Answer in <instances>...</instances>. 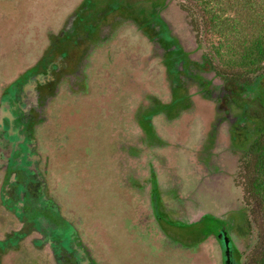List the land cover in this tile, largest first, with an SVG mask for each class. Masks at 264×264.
<instances>
[{
  "label": "rangeland",
  "instance_id": "obj_1",
  "mask_svg": "<svg viewBox=\"0 0 264 264\" xmlns=\"http://www.w3.org/2000/svg\"><path fill=\"white\" fill-rule=\"evenodd\" d=\"M169 27L195 63L210 62L222 74L241 78L264 71L258 49L264 42V0H0V97L9 86L21 85L30 70L43 82L53 80L43 102L32 97L40 111L31 119L37 125L34 153L47 184L45 198L76 227L96 264H224L217 239L223 222L238 264H255L264 251V175L258 177L261 192L246 201L243 148L230 145L229 122L207 153L206 140L218 133H206L207 128L217 126L221 113L213 120L210 94L196 91L204 82L193 85L187 76L189 87L180 84L175 91L179 105L192 97L195 108L189 113L180 112L172 122L159 114L152 119L162 139L139 131L138 113L153 116L150 107L170 97L164 68L178 80L175 59L183 52L165 54L152 43L159 42L157 31L165 48L177 44L167 35ZM84 32L93 38L89 44ZM199 72L221 84L215 71ZM12 102L20 112V104ZM237 114L234 109L231 115ZM31 121L16 125L28 129ZM244 128L237 133L256 130L248 122ZM18 137L30 143L31 134ZM26 151L18 142L7 175L0 165V264H45L29 251L27 238L18 247L1 241L11 232L23 235L18 215L34 226L33 218L48 216V210H26L20 184L10 188L13 173L20 177L18 169L30 167ZM154 173L162 198L151 193ZM10 193L20 210L4 201ZM52 226L45 222L43 229ZM210 230L217 237L209 238Z\"/></svg>",
  "mask_w": 264,
  "mask_h": 264
},
{
  "label": "flooded vegetation",
  "instance_id": "obj_2",
  "mask_svg": "<svg viewBox=\"0 0 264 264\" xmlns=\"http://www.w3.org/2000/svg\"><path fill=\"white\" fill-rule=\"evenodd\" d=\"M86 5H87V1L85 3V6ZM159 10L162 11L161 8ZM159 15L161 16L162 20H164V22L166 23V20L163 18L162 14L159 13ZM79 17L81 16L79 15ZM77 19L78 17L74 16L72 19L73 21L72 20L69 21L71 22L70 25H73L75 23V20ZM153 27H155V25L152 23V27L150 28L155 30V28ZM156 28H157L156 30H158L159 27L156 26ZM169 30L170 33L167 34L168 37L176 39L178 41V39L174 36L173 32H171L170 27ZM105 32L107 33L108 30ZM142 32H145V30ZM84 34L86 37L85 41H87L89 44L93 38L92 36H90V34H86L85 32ZM155 34L156 35L154 40H158L159 42L158 43L152 42L153 45L159 44V46L161 47V51L163 50L165 54H167L168 51L171 52L175 50H181L184 56H182L181 54L179 57L175 59L176 61L175 66L177 67L176 69L177 71L176 70L174 71L178 74V80H176V78H172V76L171 78L167 76L165 71L166 67L164 68L165 78L169 84L168 94L170 95V97L166 99L165 103L154 104L152 107H150L152 113H155L153 116L151 115L149 117H146L145 111H141V112L139 111L140 113H138L137 115L138 117L137 122L140 123L139 131L144 133L145 136L147 135V137L149 138L152 137L154 140H158L161 137L158 138V134L154 132V125L152 123V119L155 117V115L157 114L164 115V117L166 118V122H172L175 119L177 121L178 118L181 117L179 114L180 112L189 113L191 110L195 108V103L194 102L191 103L192 97L190 98L187 97L185 99V103H182L181 105H179L178 102H174V97L176 93L175 91L177 90L178 85L186 84V86L189 87V84L186 83L185 79L187 78V76H191L192 77L191 83H193V85H195L196 82H200V84L204 82V84H202L199 89H196V91L199 90L200 93L205 92L207 94H210V98L208 96V101L209 103H213V110L215 113L213 120L218 115V112L221 113V117L219 119V122H217V126L212 125V127L208 126L207 128L206 133L214 132L211 131L212 129L218 130L217 131L218 133L212 137L213 140L211 139L206 140L207 145L210 147V150L207 151V153L211 155L210 153L212 152L211 150L213 148L212 141H215V139L219 136V133L221 132L222 124H224V122H229L230 125L229 142L231 146L242 148L244 144L250 142L252 137L256 135L254 133L255 131L251 133H244L243 131H241L240 133L237 132H239V129H242V127L244 128L247 122L248 124L249 123L253 124L248 114H250V112L255 109L254 107L256 106H254V102L256 100L259 99L258 101L260 102L259 103L260 108L264 107V89L261 86L262 84L261 83L256 84L245 89L241 85L238 86L236 84L233 85L232 83H228L227 78L224 75L225 73L219 74V72L211 65L210 62H205V61L198 63L193 62L189 57V55L182 49L179 41L177 44H174L172 48H167V47L165 48V46L162 45L163 43H161V40L158 39L157 31H155ZM149 39L151 40V38ZM80 51H82V49H80ZM44 63L45 62H43V64ZM205 66H208V68H203ZM31 71L32 70L27 71L30 72L29 74L26 72L27 77L24 81L21 82V85L19 86L17 85L15 87L9 86L10 88H8L7 92L4 95H2V97H0V165L3 164L1 168L4 172V176L7 175L8 170L6 169V167L9 168L10 166V162L12 161V155L17 147L18 142L24 143V146L27 149L26 153L28 154L26 159L28 161L27 163L30 164V167L28 168L27 171H25L26 169L24 170V165L22 168L18 169L20 170L19 173L20 177H18V174L12 172L13 175L15 174L16 178L13 179L14 183L13 184L11 183L10 188L13 189L15 188V186H18L20 184L23 187V193H22L23 196H19V198L20 200L21 198L23 200L27 198L26 200L28 201L27 204L28 206L26 204H23L25 208L28 207L26 208V210L35 209L36 211L39 212H44L45 210H48L47 212L48 216L42 218L41 217L33 218L32 220L35 222V226H34V223H32L30 219L29 222H23L21 216L18 215L20 221L17 218L16 220L18 223L20 222L21 224L18 228L19 229L24 228L23 231H20L23 232V235L22 234L16 235V232H11V235L4 236L1 241L8 243L15 241L16 244L14 242L13 244H15L16 247H18V244L21 245V243L24 242V240H26L27 238L30 243L29 251H32L31 253H34L36 259L41 257V259L44 261L45 264H50V259L53 260L55 264H96L90 258V255L88 254L85 245L82 243L77 233L76 227L71 226L70 223L68 224L67 221L64 219L63 215L58 216L55 211L56 206L53 205L50 199L45 198L47 184L44 182V178L40 175L38 169L39 157L34 153L36 146L33 144V138H32V133H34V128L37 125H34V122L31 121V119H34L33 117L34 113L36 114V111L38 112L40 111L37 107H35L36 98L34 100L32 99V97H37V100L39 99L38 101L42 99V101L40 102H43V99L46 98L45 96H47L48 93L50 94V92L52 91L53 80L50 81V77H49L48 79H46V82H43L42 81L43 76L41 74L37 75L36 73L32 76ZM47 71L49 73V70ZM199 71L202 72L215 71L216 72L215 75L221 79L220 80L221 84L216 85L215 82L213 83L205 79L200 75ZM194 78L196 81L194 80ZM33 81L39 82L37 86H34L32 84ZM173 82H175V84ZM80 84H83V74L81 76L79 85L77 86L78 89L80 87ZM38 85L41 87H39ZM37 90L39 93H37ZM45 90L50 92L45 94L46 92ZM155 100L156 99L154 98L152 101L150 100V102H154ZM12 101L15 102L17 101L20 104V108H18L20 109V112L17 109H15V106L13 105ZM164 105H166V108L164 107L165 110H161L160 107L162 108ZM191 105H193V108H191ZM259 105H257L256 108H259ZM157 106L158 109H156ZM234 109L240 111V114L239 115L237 114L236 117H233L231 115L234 112ZM143 116L145 117L143 118ZM29 121L31 122L29 123L30 127L28 129L24 127L22 128V125L21 127L16 125V123L20 124ZM234 125L236 127H233ZM253 126L255 125L253 124ZM22 133L31 134L30 143H26L25 140H22L21 137L20 138L18 137L21 136ZM232 133H237V134L234 135ZM239 139L240 141H238ZM239 142L241 144L238 145ZM157 146L159 145L157 144ZM28 148L30 150L29 153H28ZM240 155L241 157L239 159L241 161V167H242V163H243L241 159L242 154L240 153ZM150 178H151L152 187L153 186L155 187L154 189L153 188L151 189V193L157 194V192H159L162 198V193L160 191L155 173ZM10 192H12V190H10ZM17 200L18 197H15L13 193H10V196H6L4 199L5 202H9V204L13 203L12 206L13 207L16 206V208L20 210L18 203L15 202ZM161 203H162V199H161ZM44 221L53 224L50 230L43 229V226L45 225ZM43 222L44 224H42ZM38 223L42 225L40 228H37L36 226ZM226 226L227 223L223 222L217 238L221 245L224 264H226V261H225V250L221 237L222 230H224L226 235L231 239L230 247L232 249L233 264H238V260L236 259L237 248L235 247L233 239L229 235ZM15 230L16 229L13 228V231ZM239 230L241 232V229L238 227L237 232H239ZM211 236L208 237L210 238ZM19 239L21 240V242L19 241ZM207 239H203V241ZM12 247L15 246L13 245Z\"/></svg>",
  "mask_w": 264,
  "mask_h": 264
},
{
  "label": "trees",
  "instance_id": "obj_3",
  "mask_svg": "<svg viewBox=\"0 0 264 264\" xmlns=\"http://www.w3.org/2000/svg\"><path fill=\"white\" fill-rule=\"evenodd\" d=\"M259 49V60L264 59V42L260 43L258 46ZM216 69V68H215ZM217 70V69H216ZM219 74H222L218 71ZM225 75V74H224ZM228 83H232L233 85L243 86L245 89L256 85L262 84L264 79V71H261L258 76L255 78H246V77H238L236 75H225ZM237 86V87H238ZM257 107V106H256ZM248 114L253 124L255 125V136L252 137L250 142L244 144L242 154V174H243V184L245 190V200L250 202L254 197V191L257 190L258 194L260 191V187L262 186L259 176L264 175V107L256 108ZM261 174V175H260ZM259 190V191H258ZM250 200V201H249ZM214 231L210 230V235H214ZM216 235V234H215ZM255 264H264V251L260 256L255 257Z\"/></svg>",
  "mask_w": 264,
  "mask_h": 264
},
{
  "label": "water",
  "instance_id": "obj_4",
  "mask_svg": "<svg viewBox=\"0 0 264 264\" xmlns=\"http://www.w3.org/2000/svg\"><path fill=\"white\" fill-rule=\"evenodd\" d=\"M221 237L223 241V246L225 250V261L226 264H233L232 249H231V239L226 235L224 230L221 231Z\"/></svg>",
  "mask_w": 264,
  "mask_h": 264
}]
</instances>
